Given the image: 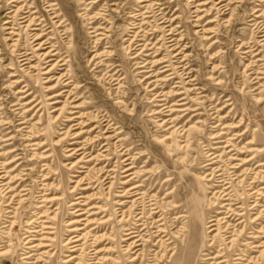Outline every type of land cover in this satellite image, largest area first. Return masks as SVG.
<instances>
[{
  "label": "rangeland",
  "instance_id": "374dc122",
  "mask_svg": "<svg viewBox=\"0 0 264 264\" xmlns=\"http://www.w3.org/2000/svg\"><path fill=\"white\" fill-rule=\"evenodd\" d=\"M21 5L46 43H29L26 74L33 36L16 37L14 58L0 31V264H233L264 250L248 206L264 161V0ZM125 229L139 235L133 253Z\"/></svg>",
  "mask_w": 264,
  "mask_h": 264
},
{
  "label": "bare ground",
  "instance_id": "6f19581e",
  "mask_svg": "<svg viewBox=\"0 0 264 264\" xmlns=\"http://www.w3.org/2000/svg\"><path fill=\"white\" fill-rule=\"evenodd\" d=\"M20 0H8V5H9V10L6 12L5 15L2 16V27H0V31L1 30H5L7 31L5 33V37L4 39L6 41H13L10 48H11V54L14 56H16V47H17V43L16 40H18L16 37L18 36H22L23 39H28V36H27V33H29V36H33L32 40L30 42L27 41V45H26V49H25V53L23 56H21L22 58L19 60L21 62V64L19 65L21 70H24L26 72V74H30L32 73V70H30V68L34 67V66H28L30 64V56L28 55L30 53V48L28 47L29 46V43H32V45H35V50H39L43 47V45L46 43L44 41H41L39 42L38 40L41 38V35L37 34V33H30L31 30H36L37 28L34 27V25H37L38 23H34L35 20L34 18L31 17L32 13L33 12H29L28 9L24 10L22 12V9H23V5L21 6H16V3L19 2ZM1 3H3V1H1ZM4 7L2 5H0V10H2ZM28 13V14H27ZM22 14V15H21ZM53 18H55V16H53ZM33 26V27H31ZM23 29V30H22ZM24 43V42H23ZM49 53H43L41 54V56L43 57H46L48 56ZM10 69H12V67L9 66ZM16 74L15 73H11L10 74V77H14ZM25 90H18L17 93L19 92H23ZM73 118V117H72ZM70 118V119H72ZM83 123V122H82ZM79 148L75 149V150H72L73 152L69 154V156L77 153L76 151H78ZM122 150V149H121ZM259 151H262V150H259ZM122 153V152H121ZM263 154H264V151H263ZM218 158V157H217ZM124 160H128V158H125ZM248 161V160H247ZM86 164V163H85ZM216 165V164H215ZM256 168H259L254 176L252 177V180L249 184L250 186V189L253 190V188L256 187L255 183H262V185H260L259 188H255L256 190L253 191V193L255 194V198L254 200L252 201V205H248V206H251V210H254L255 213H253V220L252 222H257V221H260V226L258 227V229H256V232L258 233H264V205L261 204V202L264 200V161L262 162H258V164L256 165ZM131 169H132V166L131 164H129L128 166H125V168L123 169V172H124V176H130L132 175L131 173ZM211 169V168H210ZM222 171V170H221ZM255 171V170H254ZM237 174V173H236ZM226 175V174H225ZM234 176V175H232ZM239 177V176H238ZM224 178V177H223ZM241 178V177H240ZM239 178V179H240ZM5 179L4 178V175H3V170H0V182H2V180ZM133 179V175L130 176V178L124 180L122 183H129L131 180ZM238 179V180H239ZM229 180V179H228ZM81 181V180H80ZM171 183V182H170ZM239 183V181H238ZM260 183V184H261ZM248 184V183H247ZM0 185H4L2 183H0ZM171 185V184H170ZM5 186V185H4ZM127 186V185H126ZM139 185H133L131 188H129L128 190H132V189H136L138 188ZM255 186V187H254ZM238 187V186H237ZM236 187V188H237ZM246 187V186H245ZM2 188V186H1ZM86 188V187H85ZM7 189V188H6ZM72 189V188H71ZM228 189V188H227ZM176 188L172 189V194H175L176 192ZM227 191V190H226ZM137 192H132L131 195H136ZM126 195V192L124 193H120L119 196H124ZM138 195V194H137ZM228 195V194H227ZM83 196L82 195H79L77 197V199L79 198H82ZM126 198V197H125ZM119 199V198H118ZM44 203V202H43ZM81 202L78 201V200H75L72 204H80ZM130 203V202H129ZM128 203V204H129ZM124 202L120 201L118 203V205H123ZM155 204V203H154ZM80 205H83V204H80ZM243 205V204H242ZM79 206V205H78ZM133 204L130 205V207L128 208V210L125 211H122L121 212V216L124 215L126 213L125 216H127L129 218L130 214H131V211L134 209L132 208ZM151 206V205H150ZM228 206V205H227ZM122 207V206H121ZM120 207V208H121ZM260 208V209H259ZM259 209V210H258ZM79 210V209H77ZM118 210V209H117ZM46 211V209H45ZM42 212V211H41ZM43 213V212H42ZM84 213L83 211L79 214H82ZM39 214V213H38ZM53 215V214H52ZM138 215H140V217H138V220L141 219V215H142V212H139ZM120 216V215H119ZM46 217V216H45ZM55 217V215H54ZM53 218V217H52ZM46 219V218H45ZM262 221V222H261ZM42 222V228L43 229H46V228H51V225L48 224L50 223V221H47V220H44V221H41ZM76 222H79L78 220H72L71 222L67 223L68 225L70 224H73V223H76ZM86 223V222H84ZM27 225H30V224H27ZM161 225H164L162 222L160 224H158V226H161ZM73 226V225H72ZM212 226H215L214 223H211L209 225V231H213V227ZM30 228V227H28ZM81 229V227H76V228H72L71 231L73 230H79ZM136 229V228H135ZM27 230V229H26ZM127 230L122 238V240L125 242V245H124V252L125 254H128V253H133V249L137 251V249L135 248L136 246H139L140 243L138 241H140V239L138 238L139 235L137 234V232L133 229H125ZM203 230V229H202ZM81 231V230H80ZM159 231H162V229H159ZM179 231V230H178ZM27 233H31V232H36L35 230H30V231H26ZM217 232V231H216ZM49 233H52V232H49ZM79 233V232H78ZM83 236V235H82ZM163 237V236H161ZM254 237H257V236H254ZM25 238V243H28L29 240H31V234L28 235V236H25L23 237ZM159 238V237H158ZM213 239V238H212ZM261 239V238H259ZM42 240H51V238H48V237H44L42 236V238L40 239V242H38L37 244V247H42V246H48L50 244H46L44 243ZM53 240V239H52ZM81 240V237L77 236V235H71L65 242V244H70V251H76L79 247L81 246H78L79 244L77 243L78 241ZM196 240V239H195ZM232 240V239H231ZM231 243V242H230ZM186 244V243H185ZM168 245V244H167ZM170 245V244H169ZM200 245V244H199ZM171 246V245H170ZM184 246H187L188 248H192V246H198V244L195 243L194 240H192L191 238L188 240V243ZM258 247H264V240L260 241L259 244H258ZM212 249V248H211ZM38 250V249H37ZM81 250V249H80ZM8 252V250H4V251H1L0 252V255L4 254ZM172 252V250H171ZM31 253V252H30ZM28 254V252H27ZM213 254V253H212ZM162 255H164V253L161 254V257ZM171 259H170V262H175L177 263L178 262V257L176 256V251L172 252L171 253ZM263 256H264V250H261L258 251V254L257 255H253V256H250L248 259H244L242 257V255H238L234 260V263L233 264H264L263 263ZM76 256L75 255H70L68 256V258L64 259V262L65 263H70L71 260H73ZM204 257V256H203ZM28 258V257H27ZM194 256H192L188 261L187 260H183V264H186L189 263L190 261H194ZM247 258V257H246ZM134 259H136L135 257L132 258L130 261H134ZM207 260H211L212 261V257H207L206 258ZM221 259V258H220ZM220 263H224V264H229V261H226V260H221ZM211 264V263H209Z\"/></svg>",
  "mask_w": 264,
  "mask_h": 264
}]
</instances>
